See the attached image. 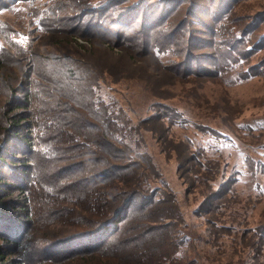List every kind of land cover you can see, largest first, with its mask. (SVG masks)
Returning a JSON list of instances; mask_svg holds the SVG:
<instances>
[{"label":"rangeland","instance_id":"374dc122","mask_svg":"<svg viewBox=\"0 0 264 264\" xmlns=\"http://www.w3.org/2000/svg\"><path fill=\"white\" fill-rule=\"evenodd\" d=\"M29 92L40 100L32 97L34 111L63 103L57 125L65 134L77 116H90V125L104 131L113 121L114 139L127 142L136 158L114 171L129 177L126 171L144 166L145 156L152 169L140 178L172 201L156 207L147 192L102 194L115 191L102 186L109 177L101 158L88 173L78 167L59 179L51 175L46 185L34 182L36 173L49 175L64 164L56 161L60 153L40 147L27 182L32 221L17 215L19 189L0 184V207L12 200L7 212L0 208V237L14 234L20 243V252L7 258L137 264L136 248L153 264L151 252L139 247L143 241L158 242L159 264H264V0H0V122ZM42 119V126L52 122ZM87 138L93 140L91 132ZM9 139L0 131L8 156L2 175L10 173L14 153L20 158L25 150ZM70 179L77 207L65 213L71 195L61 185ZM88 184L97 187L87 205L79 185ZM89 201L88 216L96 220L86 226L80 213ZM172 204L176 218L162 216L164 225L155 222L134 237L125 233L128 260L97 253L117 235L115 208L139 219L145 206L147 213H167Z\"/></svg>","mask_w":264,"mask_h":264},{"label":"trees","instance_id":"16d2710c","mask_svg":"<svg viewBox=\"0 0 264 264\" xmlns=\"http://www.w3.org/2000/svg\"><path fill=\"white\" fill-rule=\"evenodd\" d=\"M106 10L105 8L101 9L100 11ZM111 14H107L104 17L99 16L98 21L106 22L107 19L110 17ZM27 81L30 80V78L26 79ZM31 82H28V85L31 87ZM27 97L24 98V103L15 101L14 106L11 108L9 112H4V120L0 122V131H3V135H7L10 139L9 142L12 140H16L22 146L25 148L24 154L22 157L17 158L16 154L19 152H15L13 155L14 160L11 163V168H10V173L8 175H2L0 174V184L3 183L6 185L8 188L9 186H14L15 188H18L19 191L17 193V200H16V208H20L19 212L17 215L19 216V219H23V223L25 221H32L33 219V211L31 207V190L28 188V174L30 171V168L35 169V164L39 162V159H37L39 153L36 150H39L41 147V150H46L47 152H55L57 154H61L56 156V161L63 162V165H58L56 168L53 169L51 174L43 173V174H37V179L34 181H38L39 183L46 185L47 179L53 175L55 178H60V176H63L64 174L72 173L75 170L79 168H87L85 172L88 173L90 171V168H88V165L90 166V162H95L92 165L94 167H97L100 163L98 162V158L100 159L101 166H105L103 171L104 177L103 180V185L106 186L107 189L114 190L115 192L111 191H106L105 189L103 190L102 194L105 195H113L112 197H115L117 195H120L121 193H135V192H147L151 195L150 201L153 206H163L164 204H167L169 201L171 203L172 198L166 193V196L163 195L162 198L158 197L160 192L156 191V188H151L147 186V183L144 184L142 178H140L139 173L141 170H150L152 169L151 162L148 158L145 156H141L140 159L145 158V165L142 166L140 163L137 164V168L134 170V167L131 169L127 170L126 172L130 175L127 177L125 174L126 173H120L117 171H114V167L119 169L116 165H120L121 163H128L130 165H134L136 162L135 156L131 155L133 150L130 148L131 146L125 142V141H119L118 138L117 140L114 139L113 137V131L109 127L114 126V122H109L110 125L107 126L105 125V130L104 127H99L97 126H91L90 125V116L89 118H81L80 116L74 117L72 120H69L70 125H67L66 129L68 131L67 134H65V131L61 129L59 126L62 125H57L60 122V118L64 115L63 114V109L62 105L63 103L60 102V105L55 102L53 103L52 107L50 105H47V108L39 109L37 108L36 111L34 109H30L31 107V102H32V97H35L38 101V97L35 94H32V92H29V94H26ZM88 95V94H87ZM89 97V96H88ZM90 98V97H89ZM58 100V99H57ZM59 101V100H58ZM65 104V103H64ZM22 109V110H19ZM48 109V112H47ZM18 110V111H17ZM90 111V110H89ZM47 112V113H46ZM79 115V114H78ZM50 116L52 119V122H46L47 117ZM92 117V116H91ZM43 118V119H42ZM41 119L43 122H46L44 126L41 124ZM49 123V124H48ZM39 126V128H38ZM58 126V127H57ZM41 128V129H40ZM118 128V125H117ZM40 129L41 133L38 132ZM95 129H99L98 133L96 132ZM81 131L85 135V140H79L75 134L74 131ZM72 131V132H69ZM89 131V132H88ZM90 132H91V138L93 140H89L87 138L88 136L90 137ZM89 133V134H88ZM74 135V137H73ZM67 137V138H66ZM113 142H111V140ZM77 147V149L75 148ZM43 147V148H42ZM100 148V149H98ZM8 150V148H7ZM99 150L102 153H105V157L99 152ZM58 151V152H57ZM31 153L33 155V160L29 159V157L25 158V155H28ZM65 153V154H63ZM104 157V158H102ZM138 159V158H137ZM34 160H37L36 162ZM8 161V156L7 152H4V150H0V165L3 166V164H6ZM35 162V163H34ZM59 162V163H60ZM140 162V161H139ZM0 166V168H2ZM140 169V170H139ZM9 172V171H8ZM2 175V176H1ZM71 181L67 182L66 184L61 185L62 189L67 188V193L71 195V198L68 199L72 204V207L65 205V207H61V212H71L76 208L77 206L74 205L76 199L74 200L75 197H77V193H74L72 195L73 190H74V184L73 180L70 179ZM67 181V180H65ZM32 183V182H31ZM121 183V185H120ZM101 186V187H102ZM79 187L82 190V194L84 197L87 196L85 199V203L88 201V195L91 193H94L93 190L97 187L95 184L91 185H79ZM109 187V188H108ZM13 189V188H12ZM120 190V192H118ZM124 190V191H121ZM98 191V190H96ZM98 193H101L100 191ZM55 195H60L59 192ZM51 199V198H50ZM91 200V198L89 197ZM12 200L9 201H4L1 204V209L5 210L4 212H7V207L10 205ZM110 202V200L105 201V203ZM52 204L54 203L51 202ZM91 201H89V207L83 206L86 208H82V213L81 215L84 216V218L81 219V222L85 223L86 226H91L94 224V221L96 220V217L94 216H88V213L92 211V207L90 206ZM88 205V203H87ZM58 207V204H57ZM148 206H145L143 210H141V213L139 214V219L132 214V216H123L122 213L116 212L117 208H115V213L118 214V218L115 220L118 228H117V235L112 236V242H107L103 244L102 247L97 249V253H100L104 256H114L117 255L122 261H125L128 258H125L123 260L122 256L123 253L122 251H125V247L129 244H125L124 240L125 238V233L128 231V233H134L133 237L138 235L136 233L137 231L144 229V228H154L153 225L155 222L164 225V218H170L174 219L178 215V210H176V207L174 204H172L170 207H167V213L164 212V208H162L160 211L158 210L156 213H147ZM174 207V208H173ZM120 213V214H119ZM114 214V213H113ZM47 215V214H46ZM39 217H45V214L40 215ZM86 220V221H85ZM169 223H171V226L173 225V220H171ZM12 236L9 235H3V237H0V241L3 240L5 243L0 242V259L3 260V263H9V264H23L29 263L30 260L29 258H7V255L9 253H19V246L20 243H18L19 240L16 239L14 234H11ZM122 237V238H121ZM133 238L132 236H130ZM17 245V247L12 250L8 251L7 246L9 245ZM148 246V247H146ZM149 246L151 248L149 249ZM139 247H143L146 250H149L151 252L150 258L153 260V264H159L161 263V257H162V252L160 254L161 247L156 243H149L145 245V242H141ZM142 249H134V256H135V261L137 264H149L151 263V260H145L143 257L144 255L141 252ZM95 252V250L91 251ZM164 256V255H163ZM131 258V256H129ZM131 261H134L133 259H129ZM134 261V262H135ZM110 264V263H109Z\"/></svg>","mask_w":264,"mask_h":264}]
</instances>
